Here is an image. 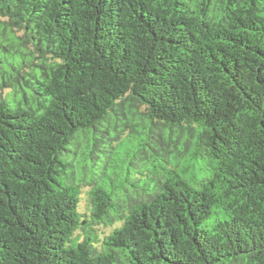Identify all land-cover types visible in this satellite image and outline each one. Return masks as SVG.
I'll return each mask as SVG.
<instances>
[{
  "label": "trees",
  "instance_id": "1",
  "mask_svg": "<svg viewBox=\"0 0 264 264\" xmlns=\"http://www.w3.org/2000/svg\"><path fill=\"white\" fill-rule=\"evenodd\" d=\"M0 264H264V0H0Z\"/></svg>",
  "mask_w": 264,
  "mask_h": 264
},
{
  "label": "rangeland",
  "instance_id": "2",
  "mask_svg": "<svg viewBox=\"0 0 264 264\" xmlns=\"http://www.w3.org/2000/svg\"><path fill=\"white\" fill-rule=\"evenodd\" d=\"M84 201H85V197L82 196V200H81V203H80V209H79V210H81V212H83V208H84V205H85Z\"/></svg>",
  "mask_w": 264,
  "mask_h": 264
}]
</instances>
